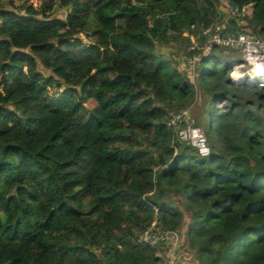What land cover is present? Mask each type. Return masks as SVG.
<instances>
[{"label": "trees", "instance_id": "trees-1", "mask_svg": "<svg viewBox=\"0 0 264 264\" xmlns=\"http://www.w3.org/2000/svg\"><path fill=\"white\" fill-rule=\"evenodd\" d=\"M15 1L0 0V264H162L142 241L154 223L188 264H264V86L231 83L237 52L203 58L202 157L167 125L196 85L158 53L220 23L264 39V0Z\"/></svg>", "mask_w": 264, "mask_h": 264}, {"label": "built area", "instance_id": "built-area-1", "mask_svg": "<svg viewBox=\"0 0 264 264\" xmlns=\"http://www.w3.org/2000/svg\"><path fill=\"white\" fill-rule=\"evenodd\" d=\"M35 7L47 0H32ZM228 15L240 23L244 12L237 13L229 9ZM204 43L199 45L198 39L191 40L189 53L186 57L187 67L195 74L198 64L209 56L213 49H227L237 52L241 58L232 73L231 83L236 86H264V39L242 32H224L220 24L202 31ZM167 125L173 130L175 137L184 143L195 147L202 157L211 155V147L203 129L199 127L192 114V107H186L177 112H171ZM142 241L166 253L165 264H179L178 256L181 246V234L177 230L160 229L154 223L142 235Z\"/></svg>", "mask_w": 264, "mask_h": 264}, {"label": "rangeland", "instance_id": "rangeland-1", "mask_svg": "<svg viewBox=\"0 0 264 264\" xmlns=\"http://www.w3.org/2000/svg\"><path fill=\"white\" fill-rule=\"evenodd\" d=\"M15 2L17 4V3H19V0H16ZM55 10H56L57 15H60L61 17H65L64 10L59 5L55 6ZM187 34L188 33H186L184 36L185 37L189 36ZM189 47H190V45L188 44V47H187L185 42L184 43L183 42L172 43L167 47L158 48V53L163 55L166 59L171 60L173 62V64L177 63L179 69L183 72V74L185 76H188L190 78V80L196 85L198 97H197V102L191 106L192 107V114H193V118H194L196 124L198 126L202 127L204 130H206L209 127V125H208L209 124V107L207 108V112H206V110L204 111L203 107H204V105L207 106V104H205V100L207 98L204 97L202 95V93L200 92V86H199L198 79H197L198 68L196 70V73L193 74L190 71V69L187 67L186 57L188 55ZM58 94H59V89L56 87H51L50 95L53 97H58ZM180 255H181V257H178V260L181 261V259H182L185 261L186 257L182 256V253H180ZM187 259H188V257H187Z\"/></svg>", "mask_w": 264, "mask_h": 264}, {"label": "crops", "instance_id": "crops-1", "mask_svg": "<svg viewBox=\"0 0 264 264\" xmlns=\"http://www.w3.org/2000/svg\"><path fill=\"white\" fill-rule=\"evenodd\" d=\"M220 25L223 27V30L226 29V25H225L224 23H220ZM187 35H189V34H187ZM187 35H186V36H187ZM187 37L190 38V41L196 38L195 35H189V36H187ZM231 51H233V50H231ZM180 253H181V252H180ZM180 253H179V255H180ZM159 254H160L159 257H161V260H162V264H165L166 253H165L164 249H160V250H159ZM178 257H181V255L178 256ZM192 258H193V257H192ZM184 259H185V258H184ZM186 259H187V258H186ZM186 259H185V261L182 260V259H181V261L178 260L179 264H188V259H187V260H186Z\"/></svg>", "mask_w": 264, "mask_h": 264}]
</instances>
